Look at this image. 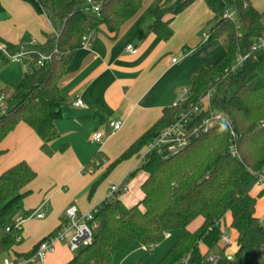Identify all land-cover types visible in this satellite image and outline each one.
I'll list each match as a JSON object with an SVG mask.
<instances>
[{
	"label": "trees",
	"instance_id": "1",
	"mask_svg": "<svg viewBox=\"0 0 264 264\" xmlns=\"http://www.w3.org/2000/svg\"><path fill=\"white\" fill-rule=\"evenodd\" d=\"M25 1L59 30L47 36L45 44L25 52L30 56L27 72L0 91V97L6 98L5 108L0 106V142L25 123L42 140L43 153L51 157L53 144L61 138L56 123L68 104L60 82L83 48L84 38L102 25L110 32L117 31L141 10L145 0H92L100 7L97 14L88 11V0H66L62 9L56 7L55 0ZM196 1L167 0L156 7L151 31L162 40L172 39V20ZM204 1L213 14L208 42L219 41L224 55L190 76L186 101L166 108L151 129L109 165L103 178L125 162L141 160L130 178L140 171L148 174L141 186L144 197L132 207L121 200L122 191L110 197L95 214L93 243L67 264H114L115 257L127 254L134 244L152 250L174 231L179 232L178 238L159 264H263L264 225L256 211L264 190L258 198L253 190L264 173V52L253 51V46L264 36V11H258L251 0ZM7 48L11 54L22 51L12 45ZM42 56L50 59L40 65ZM241 56L248 58L233 71ZM209 94V108L192 124L188 146L176 154L157 150L145 154L149 143ZM216 113L226 122L205 126L204 120ZM68 148L64 144L60 150ZM104 159L105 155L98 153L88 168H101L95 164ZM36 178L37 173L26 162L0 176V258L24 243L22 229L8 218L30 196L26 188ZM99 185H93L91 195ZM199 219L202 224L191 231ZM230 230L236 245L232 259L221 243L224 231L230 234ZM42 241L30 253L17 256L30 257ZM215 251L219 252L215 262L208 263Z\"/></svg>",
	"mask_w": 264,
	"mask_h": 264
},
{
	"label": "crops",
	"instance_id": "2",
	"mask_svg": "<svg viewBox=\"0 0 264 264\" xmlns=\"http://www.w3.org/2000/svg\"><path fill=\"white\" fill-rule=\"evenodd\" d=\"M166 1L145 0L141 10L117 31L110 32L106 26H100L88 45L76 53L60 82L68 104L63 108V118L56 123L61 138L52 146L53 156L43 153L42 140L25 123H20L0 142V176L21 162L37 173L36 180L26 188L31 194L23 200L19 220L37 212L44 215L22 226L24 243L11 254L30 253L40 241L67 223L69 208L76 206L82 214L99 209L109 198L113 185L126 184L129 193L139 181L138 197L128 198L127 193L121 200L128 207L142 201L141 186L148 174L140 171L128 183L141 166V160L125 162L103 178L107 168L151 129L166 108L180 103L184 91H188L190 76L214 65L224 55L219 41L208 42V23L213 14L204 0L196 1L172 20V39L165 41L155 35L151 31L152 11ZM251 2L258 11H264V0ZM58 30L46 15L38 14L25 0H0V43L5 46L27 52L31 47L45 44L46 37L56 35ZM129 45L137 49V54L127 52ZM27 59H23L22 65L7 63L0 53V91L24 76ZM76 98L87 103L89 109L74 108L72 102ZM111 122H122V129L112 131ZM96 132L103 134L100 143L92 142ZM64 144L69 148L61 152ZM100 152L107 163L97 170L88 168ZM97 182L100 185L91 195ZM257 190L258 186L253 190L255 197ZM256 213L264 225L258 204ZM201 224L202 220L191 231ZM235 250L234 244L228 255H233ZM218 254L215 251L211 256ZM73 258L54 251L43 264H67Z\"/></svg>",
	"mask_w": 264,
	"mask_h": 264
},
{
	"label": "built area",
	"instance_id": "3",
	"mask_svg": "<svg viewBox=\"0 0 264 264\" xmlns=\"http://www.w3.org/2000/svg\"><path fill=\"white\" fill-rule=\"evenodd\" d=\"M88 11L92 13H99L100 7L95 5L92 0H88ZM228 17L232 18L233 15H228ZM92 38V35H89L84 38V46L88 45ZM127 52L131 54H137V49L133 46L129 45L126 48ZM253 51L264 52V36L260 37L253 46ZM0 53L3 54L6 58H8L12 63H20L23 59L28 58L30 56L27 55L24 51H21L17 54H11L8 51L7 46L0 43ZM248 56L239 57L236 64L232 67L233 71L238 70L243 63L247 60ZM50 59L47 56H42L39 64L42 65L46 60ZM177 59H173V63H177ZM188 92L185 90L183 93V98L180 103H183L187 99ZM211 94L201 100L200 104L193 107L192 109L183 112L178 121L163 130L151 143H149L147 147V153L152 151H166L171 154H176L183 150L186 146L189 145V133L191 132L192 124L194 123L197 116L201 113V111L207 110L209 108V99ZM5 96L0 97V106L1 108H5ZM72 106L78 109H89V105L85 103L81 98H76L72 102ZM226 122V118L221 113H216L204 120V125L209 126L214 123ZM112 131L117 132L120 131L123 127L122 122H111L109 124ZM234 136V133L232 132ZM103 134L100 132H96L92 136V142L100 143L102 140ZM235 154L236 151L233 150ZM260 184H264V173L259 175L257 186ZM122 191L126 193L129 191V187L126 184L121 185H113L110 189L109 198L112 197L115 193ZM108 198V199H109ZM107 199V200H108ZM97 210L91 211L86 214H82L78 207L73 206L69 208L66 212L67 223L59 228L55 233L45 238L39 245L37 251L32 254L30 257H19L14 254H9L5 258L0 261V264H43L47 255L49 253H53L55 251V246L65 241L69 234H71L69 247L72 252H78L79 250L90 246L93 243V233L95 230L94 217ZM44 217L43 214L35 213L26 219H20L16 223L17 228H22V226L32 218L42 219ZM221 243L224 247L230 249L234 243L229 236L227 231H224L221 237ZM262 260L264 261V253L262 254ZM216 260V256H210L207 260L208 263H214Z\"/></svg>",
	"mask_w": 264,
	"mask_h": 264
},
{
	"label": "rangeland",
	"instance_id": "4",
	"mask_svg": "<svg viewBox=\"0 0 264 264\" xmlns=\"http://www.w3.org/2000/svg\"><path fill=\"white\" fill-rule=\"evenodd\" d=\"M55 4L56 7L58 9H62L64 7V5L66 4V0H55ZM234 20L237 22L238 19L235 17ZM240 32H242L240 30ZM23 62H21L20 65H22ZM15 65V64H14ZM101 160H97L96 161V166H104L107 163V160L104 159L103 162H100ZM115 175V173L113 174V176ZM131 178L128 180V183L131 182L130 181ZM140 182L138 181L135 185H133L134 189L131 190V192H126L123 193L122 195L124 196L125 194L128 193V198H137L139 193H140V189L138 188ZM264 190V184H260L258 186V190H257V196H259L258 194ZM126 197V198H127ZM258 198V197H257ZM258 202V213L262 214V216H264V195L261 196ZM140 201H138V203H132L133 206L136 204H139ZM23 212V202L20 204V206L18 208H15L13 210V212L11 213V215L9 216V220H12L14 222H16L17 220H19V218L21 217ZM43 212H46V210H44ZM264 218V217H263ZM200 220H197L196 222H194L191 227L190 230L193 229V227L195 228V226L199 223ZM264 222V219H263ZM179 232L174 231L168 234L167 238L157 247H155L152 250H148L144 247H142L141 245H139L138 243L134 244L133 247L130 249V251L125 254H119L115 257L114 260V264H138L140 262H143V264H159V262L164 258V256L169 252V250L172 248V246L175 244L177 238H178ZM230 235L233 237L234 233L230 230ZM70 238H71V234L68 235V237L66 238L65 241H62L60 243H58L55 246V254H60V253H65L68 254L70 256V258H73L78 252H71L70 247H69V242H70ZM235 244V242H234ZM53 253H49L47 255V258L50 257V255H52ZM262 256H260V258L262 259ZM6 256H4L3 258H5ZM0 258V261L3 259Z\"/></svg>",
	"mask_w": 264,
	"mask_h": 264
},
{
	"label": "water",
	"instance_id": "5",
	"mask_svg": "<svg viewBox=\"0 0 264 264\" xmlns=\"http://www.w3.org/2000/svg\"><path fill=\"white\" fill-rule=\"evenodd\" d=\"M234 257V255H229V258L232 259Z\"/></svg>",
	"mask_w": 264,
	"mask_h": 264
}]
</instances>
